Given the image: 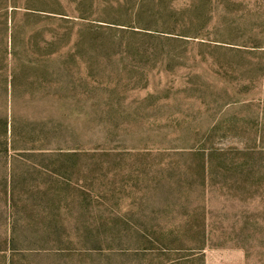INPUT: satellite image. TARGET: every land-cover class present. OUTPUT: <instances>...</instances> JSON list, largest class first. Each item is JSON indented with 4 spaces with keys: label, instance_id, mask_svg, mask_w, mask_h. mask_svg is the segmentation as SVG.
Segmentation results:
<instances>
[{
    "label": "rangeland",
    "instance_id": "1",
    "mask_svg": "<svg viewBox=\"0 0 264 264\" xmlns=\"http://www.w3.org/2000/svg\"><path fill=\"white\" fill-rule=\"evenodd\" d=\"M0 264H264V0H0Z\"/></svg>",
    "mask_w": 264,
    "mask_h": 264
}]
</instances>
